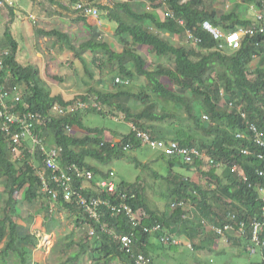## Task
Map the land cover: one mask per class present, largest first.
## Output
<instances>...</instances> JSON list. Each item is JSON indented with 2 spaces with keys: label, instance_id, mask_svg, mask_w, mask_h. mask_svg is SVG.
Wrapping results in <instances>:
<instances>
[{
  "label": "trees",
  "instance_id": "1",
  "mask_svg": "<svg viewBox=\"0 0 264 264\" xmlns=\"http://www.w3.org/2000/svg\"><path fill=\"white\" fill-rule=\"evenodd\" d=\"M212 1L166 0V6L162 8L170 10L174 17L162 20L145 7L134 10L131 0H111L113 6H100L107 10V19L115 24L114 32L122 52L113 51L108 42L93 40L86 41L81 49L86 48L95 54L93 63H96L99 52L106 55V62L115 60L118 76L123 80L134 82L138 78L145 79L137 92L129 90L128 84H109L107 90L91 87L88 92L72 98H64L61 93L52 94L51 86L41 79L35 68L17 64L14 56L16 42L9 33L5 34L13 51L10 50V55L3 61L2 82L10 93L6 102L11 105L12 111L39 114L41 120L37 122L36 119L34 133L42 138L47 152L57 149L61 168L72 169L75 165L81 170L92 171L95 176L105 177L102 166L111 164L115 158L124 157L126 145L131 149L141 146L137 132H147L152 138L176 140L180 145L198 146L213 160L208 163L197 159L185 165L177 158L160 154L166 164L167 176L164 179L168 185L167 194L159 200L163 204L159 206H150L138 182L120 181L119 189L125 188L136 194L128 203L134 209L142 208L148 217L132 228L124 216L110 217L109 210L104 206L98 210L99 213L103 211L102 218L115 231L131 234L130 247H121L96 225L92 245L89 247L86 241H80L77 252H63L68 256L60 264L74 263L82 251L88 254V264H114L116 259L123 264H136L139 255L150 264H157L155 258L163 256V249L174 248L173 244L162 242V233L180 235L188 241V244L181 245L187 249L192 264H239L242 255H250L247 248L253 244L251 222L254 219L263 220L255 185L264 186L263 177L256 173L257 169L264 168V161L255 152L259 148L250 141L255 131L249 129V125L263 132L264 138V33L243 36L240 47L229 54L224 51L222 41L213 38L204 23L209 22L223 30L250 27L253 23L258 25L251 16H242L241 12L250 5L264 12V0H235L232 10L219 7V3L216 10H210L208 7ZM148 2L153 9L162 6L161 0ZM138 4H142L141 0ZM179 19L184 21L183 25L177 22ZM186 29L194 33L196 43L188 41L185 44L168 38L175 35L183 38ZM44 33L72 47L67 34L58 30ZM165 34H169L168 37ZM139 44L147 46L150 53L162 57L164 62H148L135 48ZM101 67L102 64H99L98 68ZM84 71L93 79L87 67ZM56 78L63 79L62 76ZM115 85H118L117 89L110 90ZM91 91L94 92L95 102L120 111L123 119L135 127L134 130L127 128V133L119 142L112 144L107 141L102 134L105 131L103 128L85 126L83 118L87 114L106 116L93 105L84 106L91 101ZM14 92L19 95L18 101L14 99ZM158 98L182 111L177 114L165 108L164 112H160ZM222 101L224 104H221ZM56 105L60 111L52 110ZM182 112L183 115H180ZM198 112L207 114L210 123L202 124ZM177 119L189 120L201 130L198 135L201 143L197 144L196 137L184 128L177 129ZM167 121L170 123L165 127L163 123ZM238 132L245 137H236ZM50 137L53 144L47 145ZM244 149L250 153H244ZM260 153L264 155V150ZM15 156L18 158L14 159ZM43 158L39 149L29 152L23 146L17 153H12L8 138L0 130V187L3 188L0 197V264H30L29 251H33L38 244V238L26 224L34 216L30 209L36 211L35 207H40L50 217V201H54L60 210L75 215L72 217H75L76 227L89 222L80 208L63 199L61 190L57 189L55 198L52 192L42 190L39 173L44 168ZM133 160L139 164L136 158ZM175 165L186 169L191 176L182 177L179 172L172 176L171 170ZM234 166L243 169L247 180L232 171ZM46 171V177L50 179L51 172ZM198 176L206 177L204 186L198 183ZM73 178L74 186H79L80 178L75 173ZM52 188L50 184L49 189ZM81 191L102 198L108 196L105 192ZM116 196H109L114 203L119 200ZM51 218L53 223L55 218ZM241 222H245L242 232ZM157 223L161 225V233L149 229ZM45 228L50 231L49 227ZM259 238L264 242V226ZM75 243L68 240L66 247L72 248ZM260 253L264 255V247ZM34 260V264H43L40 258Z\"/></svg>",
  "mask_w": 264,
  "mask_h": 264
},
{
  "label": "crops",
  "instance_id": "2",
  "mask_svg": "<svg viewBox=\"0 0 264 264\" xmlns=\"http://www.w3.org/2000/svg\"><path fill=\"white\" fill-rule=\"evenodd\" d=\"M13 3L14 5L11 7H0V49L12 51L5 35L9 33L16 42L14 56L17 64L23 66L31 65L35 68L41 79L51 86L52 94H55L53 92L54 84H69V81L77 79L75 76L77 73H79L77 77L85 84H124L125 79L123 80L118 76L115 60L110 63L106 62L107 60L104 58L106 55L99 52L96 55V63H93L92 58L95 54L88 49L86 50V48L81 49L82 44L88 40H93L97 43L108 42L111 44L113 51L122 52V46L118 43V37L115 36L114 32L115 24L107 19V10L100 8V6L104 5L111 6V0H13ZM75 3L88 4L91 8L97 9L98 13L97 15H84L75 9ZM131 3L134 10L145 7V10L148 12L154 11L158 18L162 20L163 8L157 6V8L153 9L154 7L148 0H141L142 4H138V0H131ZM218 3L220 7L221 2L213 0L208 8L216 10ZM149 6H151V9H148ZM51 30H58L67 34L70 39L69 44L71 43L72 47H67L66 44L63 45L58 42L55 37L44 33ZM135 48L138 52L150 53L149 49L144 45L139 44ZM71 50H75V54L70 52ZM83 52L85 54H81ZM64 54L67 55L65 56ZM69 54L72 56H68ZM83 55H87L90 63L96 66L98 70L96 74L91 72L93 79L84 71L87 60ZM105 62L107 63V68H110L109 66L112 67L110 73H114L111 78H108L110 79L109 81L105 80V78H100L99 70H103L106 65ZM99 64H102L101 68H98ZM131 67L129 64V68ZM7 73L9 75V71ZM56 76H62L63 79H57ZM84 78L87 82L84 81ZM110 81L112 82L110 83ZM61 94L64 98H70L68 94ZM27 142L29 143L30 141ZM91 189H94V187L92 186ZM90 242H92V239ZM87 244H90L89 241ZM50 249L47 248L46 253H49ZM84 254L88 257V254L84 251L78 253V262L76 264L83 262Z\"/></svg>",
  "mask_w": 264,
  "mask_h": 264
},
{
  "label": "rangeland",
  "instance_id": "3",
  "mask_svg": "<svg viewBox=\"0 0 264 264\" xmlns=\"http://www.w3.org/2000/svg\"><path fill=\"white\" fill-rule=\"evenodd\" d=\"M221 2L222 8L226 10H232L234 6V1L235 0H218ZM240 1V0H239ZM151 9V8H150ZM252 12H250V8L244 9L243 12H241L242 16H248L251 15ZM173 41L175 42H181V39H177L176 37L173 38ZM184 42V41H183ZM225 52H228L231 54L232 52L229 51V48L224 49ZM73 54H75V50H71ZM140 53L144 54L145 57H147V60L150 59L151 53H145L141 52ZM85 54V52L81 53ZM65 56L67 54H64ZM68 56H72L69 54ZM86 60L87 64L86 67H88V70L92 72L93 74H96L97 68L96 66L92 65L90 63L89 58L87 55H83ZM106 58V57H104ZM151 63V61H148ZM107 68V63L105 67L103 68L102 71L99 70L100 72V78H105V80H110L108 78H111V76L114 74L110 73V69L112 68ZM96 68V69H95ZM98 72V74H99ZM79 73H77L78 75ZM76 76V80H71L69 81V84H54L53 92L54 93H63V94H68L69 97H75L78 94H84L88 92V90L92 87L95 89H101V90H107L109 89L108 85L109 84H85L79 77ZM71 78V77H70ZM73 78V77H72ZM87 79V77H86ZM84 78V81L87 82ZM165 79V78H163ZM95 82V81H92ZM112 81H110L111 83ZM145 79L143 78H138L134 82H130L128 84V88L131 91L137 92L142 88L145 83ZM96 83H98L96 81ZM117 83V82H116ZM169 83V81H167ZM114 87V88H113ZM110 90H116L118 85L113 86ZM52 91V90H51ZM94 92L91 91L89 93V98L90 102H86L85 104L88 103L89 105H94L95 97H94ZM158 110L160 112H164L165 108L166 110H172L176 112L177 114L182 111V109L176 108L173 104L167 103L166 101H162L160 98H158ZM99 104V103H98ZM221 104H224V101L221 102ZM99 106H101L99 104ZM96 108V107H95ZM104 112L111 111L112 116H102L98 114H87L83 118V122L86 127H100L104 128L106 130H110L112 132H119L121 134H125L123 130V118H122V113L118 110H114L113 108H108V107H103ZM117 116L115 119L114 117ZM183 115V112L180 114ZM122 120V121H117ZM176 121V120H174ZM200 122L203 124L200 120ZM167 123H170L169 121L163 123L165 127ZM175 126L177 129L184 128L188 133H191L196 137V143H201V138H198V135L201 133V130H199L196 126L191 124V121L189 120H179L175 122ZM108 133V132H107ZM118 133V134H119ZM206 139V138H205ZM53 144V138L50 137L48 138L47 145H52ZM26 146H31V143L26 141ZM14 159L18 158V156L13 157ZM133 158H136L139 164H137ZM141 164H144L145 167H143ZM166 167V164L163 162V160L160 158V154L153 149L147 147V146H140L136 149H131V150H126V155L124 157H121L119 159L115 158L112 160L111 164L102 166L103 170L106 172L110 169L114 170V181H127V182H138L140 185V188H143V191L145 192L146 198L148 200V203L150 206H159L162 205V203L159 202L161 199V196L163 194H167V185L168 183L164 179V176H167V172L164 168ZM178 169L177 167L173 168L171 170V175L173 176L174 170ZM187 176H191L190 173L184 171ZM199 177V176H198ZM172 179V178H171ZM1 180V179H0ZM3 180V179H2ZM206 177L203 178H198L197 181L201 185H205L206 183ZM81 188L80 186H75V189ZM80 192L81 189H80ZM3 193V188L0 187V197L1 194ZM163 197V196H162ZM68 201L73 202L74 205H77L78 202H80V196L77 195L76 193L72 196L71 199ZM50 207H51V216L49 217L47 211L41 210L40 207H35L36 211L30 209L29 211L34 214L31 220H29L27 226L31 228V233L38 238L39 244H37V247L32 251L30 250L29 252V258H30V264H34V259L35 258H40L43 261V264H60L61 262L65 261L68 254L70 252H77L78 251V246L77 243L80 241H86L87 235H88V228L86 225L82 226L83 229L76 227L74 221H75V216L74 214H68L66 211L60 210L58 206L55 205L54 202L50 201ZM141 213V210H138L135 212V215H138ZM82 215V214H80ZM1 216V214H0ZM55 218V221L52 223V218ZM45 226L50 228V231H46ZM68 240H73L76 241V243L72 246V248H67L65 243ZM184 240V239H183ZM90 242V240H89ZM187 243V242H186ZM92 245V243H91ZM88 244V246H91ZM47 248H51L49 253H46ZM41 250L42 253H38V251ZM65 250H67V253H63ZM120 260L116 259L114 264H123L119 262ZM155 261L157 264H192V258L188 256V251L187 249L179 244V245H174L173 249H168L165 248L163 249V256L159 255L157 258H155ZM255 261H260V255H247L244 254L242 255L241 258H239L238 263L239 264H248L252 263ZM78 262L75 261L72 264H76ZM83 264H88V257L87 255H83Z\"/></svg>",
  "mask_w": 264,
  "mask_h": 264
},
{
  "label": "built area",
  "instance_id": "4",
  "mask_svg": "<svg viewBox=\"0 0 264 264\" xmlns=\"http://www.w3.org/2000/svg\"><path fill=\"white\" fill-rule=\"evenodd\" d=\"M4 4L12 5V1L0 0V6H3ZM77 8L83 9L87 14H96L95 9L84 7L81 4H78ZM166 16H172V12L167 11ZM256 19L258 20V25H253L245 29H239L238 31H233L225 35L222 32L213 29L207 22L204 23V27L213 34L214 38H225L227 44L231 48L236 49L239 47V40L242 35H253L256 32L264 33V13L256 12ZM178 22L180 24H183V20L181 19H179ZM8 56L9 51L0 49V130L8 138L9 148L11 149V152L17 153L19 148L22 146L29 152L39 149L44 156V164L42 166L44 167V169L39 173V177L43 185L42 190L52 192V195L55 198L58 195L57 189H59L63 194L64 200L71 199L72 196L76 193L80 196V202H78L77 206L84 211V213L90 220L96 223H100V231H103L110 235L121 247H130L132 237L127 233L120 234L114 231L113 227H108L106 222H101L102 217L98 212V208L100 205H104L107 209L110 210L111 216H116L120 213H123L130 224L133 226H136L139 223V221L141 220V214L139 213L138 215H135V212L138 210L132 209V207L125 201H122L118 204H112L108 198L102 200L98 196H86L84 193L80 192V189L84 188L85 186L75 189L73 182V173H75L77 177H81L86 181H91L94 177V174L91 171H82L75 165L72 166V169H70L69 167L61 168L58 164L57 149L53 148L51 152H47L42 138H40L38 134L34 133V124L36 119L37 122L41 120L39 114L33 113L31 111L19 113L11 110V105L6 102V99L8 98L10 93L5 88L4 82H2L3 61ZM14 95L15 101H18V93L14 92ZM55 109L60 111V108L57 107V105L54 106L52 110ZM251 129L255 131V134L253 135L254 141L264 148L263 133L259 130L256 131V128L253 125L251 126ZM137 138L151 148L165 150L167 154H181L182 156H184L186 161H191L193 156L199 155L198 151L194 148H180L175 142H169L166 144L162 140L153 139L148 133L145 132H137ZM26 141H30L31 146L24 147V144L26 145ZM259 157L264 161V155L260 154ZM46 169L50 170L51 172V177L49 180L45 176ZM232 170H234V168ZM259 174L264 176V172L262 171H259ZM50 183H52L53 185L52 190L49 189ZM99 186L106 192H115V185L112 181L102 180L99 183ZM260 190L261 212L263 220L258 221L257 219H254L251 222V240L255 245L262 247L264 246V242L260 240L259 233H261L264 226V188ZM128 196L129 198H133L134 194L127 192L126 194H122L123 198H126ZM95 232V228L91 227L89 233L94 234ZM254 251L255 249L252 247L251 252ZM136 264H150V261L148 262L143 256L139 255L136 259Z\"/></svg>",
  "mask_w": 264,
  "mask_h": 264
},
{
  "label": "clouds",
  "instance_id": "5",
  "mask_svg": "<svg viewBox=\"0 0 264 264\" xmlns=\"http://www.w3.org/2000/svg\"><path fill=\"white\" fill-rule=\"evenodd\" d=\"M116 1H122V0H116ZM162 1V6L160 7V8H162L163 6H166V0H161ZM235 2V1H234ZM79 3H75L74 4V7H75V9L76 10H79V11H81V13L82 14H84V15H89V14H87V13H85L84 12V10L83 9H81V8H77V5H78ZM81 5H83L84 7H88V8H91L90 7V5H88V4H81ZM150 7V6H149ZM148 7V9H150ZM220 7H222V6H220ZM249 8H250V12H252L251 13V15H248V16H245V17H249V16H251V18H253L254 20H256V22L258 23V20L256 19V12H263V11H261V10H259V9H255L254 7H252L251 5L249 6ZM91 9H95V8H91ZM210 10H211V8H209ZM96 10V14H93V13H90V14H93V15H97V13H98V10L97 9H95ZM212 10H215L214 8H212ZM167 11H170V10H163V18L162 19H164L165 17H168V16H166V12ZM171 12V11H170ZM264 13V12H263ZM172 16H173V14H172ZM174 17V16H173ZM182 20V19H181ZM177 22H178V20H177ZM179 23V22H178ZM207 23H209V22H207ZM183 24H184V21H183ZM183 24H181V25H183ZM210 24V26L213 28V29H215V30H217V31H220V32H222L224 35L225 34H228V33H230V32H233V31H238L239 29H245V28H247L246 26H240V27H238V28H236V29H233V30H223V29H220V28H218V27H215V26H213L211 23H209ZM253 25H256L255 23H253L252 24V26ZM208 32H210V31H208ZM211 33V32H210ZM212 34V33H211ZM168 35L169 34H165L164 36H166V37H168ZM245 35H248V36H252V35H249V34H244V35H242L241 37H240V40H241V38L243 37V36H245ZM212 36H213V34H212ZM177 38V39H181V42H183L184 41V43L185 44H188V41H193V42H197V38L195 37V35H194V33L193 32H191L189 29H186L185 30V36L183 37V38H179L177 35H175V36H171V37H168V38H170V39H172L173 40V38ZM213 38H214V36H213ZM220 40L222 41V46L224 47V49H227V48H229V50L230 51H233V50H237L239 47H240V40H239V47L238 48H236V49H233V48H231L228 44H227V42H226V40H225V38H220ZM192 42V43H193ZM147 47V46H146ZM148 48V47H147ZM148 52V51H147ZM10 55V54H9ZM143 56H144V54H142ZM256 56H257V53H255L254 54V58H256ZM147 58V57H146ZM150 60H153V62H154V60L156 61V63H158V64H161V63H163L164 62V59L162 58V57H156L154 54H152L151 53V56H150V59L148 60V61H150ZM155 65H157V64H155ZM123 82V81H122ZM130 83V81L129 80H127V79H125V81H124V84H129ZM165 101V100H164ZM170 103V102H169ZM85 105V107H89L88 106V104H84ZM93 107H96V110L97 111H103L104 112V110H103V106L101 105V106H99V104L97 103V102H94V105H93ZM104 113H106V116H112L113 114H112V112L111 111H107V112H104ZM198 115H199V119L202 121V122H204L205 124H208V123H210V118H209V116L207 115V114H202V113H197ZM115 116V115H114ZM117 116H115L114 117V119L116 118ZM122 118H123V116H122ZM117 121H122V120H118V119H116ZM124 120V119H123ZM125 124V125H124ZM126 126V127H125ZM251 126L252 125H249V129H251ZM98 128H100V127H98ZM123 130H124V133L126 134L127 133V128H130V129H135V127L133 126V124L130 122V121H126V120H124L123 121ZM104 129V128H103ZM108 132V133H107ZM119 132H112V131H110V130H106L105 129V131L102 133L103 134V136L105 137V139L107 140V141H109V142H111L112 144H115V143H117V142H119L120 141V139H122L123 138V134H121V133H119ZM145 133H147V132H145ZM263 133V132H262ZM149 134V133H148ZM150 135V134H149ZM236 137H240V138H244L245 136H244V134L243 133H241V132H238V133H236V135H235ZM136 137H137V135H136ZM138 139V138H137ZM153 139H156V140H162V139H158V138H154L153 137ZM264 139V138H263ZM138 140H140V139H138ZM162 141H164L166 144L167 143H169V142H175V143H177V145L180 147V148H194V149H196L197 151H198V153H199V155L198 156H193L192 157V160L191 161H186L185 160V158H184V156H182L181 154H167V152H165V150H159V149H156V148H151L150 146H147L146 144H144L143 142H142V144H141V146L143 145V146H147V147H149V148H151V149H153L154 151H156V152H158L159 154H165V155H167V156H171V157H173V158H177L178 160H181V162L182 163H184L185 165H189V164H191V163H193L195 160H197V159H201V160H203L204 162H208V163H211V162H213V160H212V158L206 153V151L203 149V148H199L198 146H186V145H180L176 140H172V139H167V140H162ZM255 146H257L258 148H259V151H255V152H258L257 153V156H258V158H260L259 157V155L261 154L260 153V151L261 150H264V148L262 147V146H260L259 144H257L255 141H254V138H253V136H252V138H251V140H250ZM124 149L125 150H131V148L129 147V145H126L125 147H124ZM243 152L244 153H250L249 152V150L248 149H244L243 150ZM175 167H177L178 169H175L174 171V173H177V172H179L178 173V175L179 176H182V177H188L186 174H183V173H185L184 171H187L186 169H181L179 166H177V165H175L174 166V168ZM263 167H264V164H263ZM234 168V170H232V171H234V172H236L239 176H242L243 178H244V180H247V176L244 174V172H243V169L241 168V167H238V166H234L233 167ZM232 168V169H233ZM44 169V168H43ZM82 171H90V170H82ZM104 171V170H103ZM259 171H262V172H264V168H260V169H257L256 170V173H257V175L258 176H260V177H263V179H264V176L263 175H260L259 174ZM46 170H45V176H46ZM92 172V171H91ZM105 172V171H104ZM93 173V172H92ZM106 173V176L105 177H100V176H95V174H94V177H93V179L91 180V181H86L85 179H83V178H81V177H78V178H80V184H79V186L80 187H82V186H85L84 188H82L81 190H92L93 192H95V193H101V192H105L108 196H105L104 198H102L100 195H94V194H91V193H85V195L86 196H98V197H100L102 200H104V199H109L110 200V202L112 203V204H118V203H120V202H122V201H125L128 205H130L129 203H128V201L129 200H131V199H134L135 198V196H136V194L134 193V192H132L131 190H126L125 188L124 189H119V181H114V176H115V174H114V170L113 169H110V170H108V171H106L105 172ZM47 178V177H46ZM48 179V178H47ZM49 180V179H48ZM102 180H109V181H112L113 183H114V185H115V192L114 193H109V192H106L104 189H102L100 186H99V183L102 181ZM50 184H52V183H50ZM94 187V189H91V187ZM262 188H264V186H257V185H255V189H257V193H258V199H259V201H260V189H262ZM126 192L127 193H133L134 194V197L133 198H129V196L128 197H126V198H123L122 197V194H126ZM83 193V192H82ZM113 195H117L116 197H119L118 199V201L117 202H112L111 201V197L113 196ZM109 196H111V197H109ZM54 202V201H53ZM261 202V201H260ZM77 206V205H76ZM102 206H104V205H100L99 206V208L98 209H100ZM131 206V205H130ZM78 207V206H77ZM105 207V206H104ZM132 207V206H131ZM79 208V207H78ZM81 209V208H80ZM132 209H134V208H132ZM82 210V209H81ZM109 210V209H108ZM134 210H141V220L139 221V223L144 219V218H146V217H148V214L142 209V208H138V209H134ZM98 212H99V210H98ZM82 213H83V215L85 216V217H87V215L84 213V211L82 210ZM100 213H101V217L104 215V213H103V211H101L100 210ZM108 214H109V216L110 217H118V216H124L125 218H126V216L123 214V213H120V214H118V215H116V216H111L110 215V210L108 211ZM82 215V216H83ZM262 215V214H261ZM88 218V217H87ZM127 219V218H126ZM88 220H89V222L87 223H84L83 224V226L84 225H86L87 224V228H88V235H87V238H86V242H85V244H86V246H88V244H87V242L89 241V240H91L93 237H95L96 236V232H97V227H96V225L98 226V229L100 228V223H96V222H94V221H92V220H90L89 218H88ZM127 221H128V219H127ZM101 222H106L107 223V221L104 219V218H101ZM128 223L130 224V222L128 221ZM138 223V224H139ZM244 224H245V222H241V224H240V231L242 232V228L244 227ZM107 225H108V227H110V225L107 223ZM131 225V224H130ZM137 226V225H136ZM91 227H94L95 228V230H96V232L94 233V234H90L89 233V230H90V228ZM111 227H113V226H111ZM131 227L133 228V227H135V226H133V225H131ZM216 227H219V226H216ZM225 227H227V225H225ZM78 228H81V227H78ZM114 228V227H113ZM152 232H159V233H161L162 232V228H161V225L160 224H155V225H153L152 227H150L149 228ZM100 230V229H99ZM115 231V230H114ZM102 233H103V231H101ZM117 232V231H116ZM119 233V232H118ZM121 234V233H120ZM123 234H125V233H123ZM128 234V233H127ZM130 236H131V234H129ZM110 236V235H109ZM160 236H162V238H161V240H162V242L163 243H165L166 245H168V244H173V245H179V244H188V241L184 238V237H182V236H175L173 233H162ZM111 237V236H110ZM132 237V236H131ZM112 238V237H111ZM113 239V238H112ZM184 239V240H183ZM114 240V239H113ZM115 241V240H114ZM187 242V243H186ZM90 244L89 245H91V243L92 242H89ZM115 243H116V241H115ZM38 244H39V240H38ZM37 247V246H36ZM254 248V249H256V252L254 251V252H251V248ZM263 247L264 246H262V247H259L258 245H255L254 243L252 244V245H249L248 246V248H247V250H248V253L249 254H251V255H256V254H258L259 253V255H260V260H261V262H260V264H263V256H262V254L260 253L261 251H262V249H263Z\"/></svg>",
  "mask_w": 264,
  "mask_h": 264
},
{
  "label": "bare ground",
  "instance_id": "6",
  "mask_svg": "<svg viewBox=\"0 0 264 264\" xmlns=\"http://www.w3.org/2000/svg\"><path fill=\"white\" fill-rule=\"evenodd\" d=\"M12 1V5H8V4H4L3 6H0V7H5V5L8 7V6H13L14 5V3H13V0H11ZM9 54H10V51H9Z\"/></svg>",
  "mask_w": 264,
  "mask_h": 264
}]
</instances>
